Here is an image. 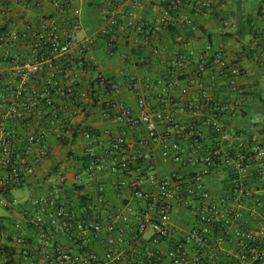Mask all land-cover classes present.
Here are the masks:
<instances>
[{"label":"crops","instance_id":"0c3cea01","mask_svg":"<svg viewBox=\"0 0 264 264\" xmlns=\"http://www.w3.org/2000/svg\"><path fill=\"white\" fill-rule=\"evenodd\" d=\"M156 2L139 0L140 5L135 8L137 20L153 25L156 13L152 5ZM1 3L4 13L0 11V31L20 29L23 19L33 24L45 17L55 18L60 35L66 34L68 26L49 0H1ZM75 5L84 28L80 38L94 39L93 46L84 55L88 68L74 67L75 53L57 57L52 63L67 70L76 80L77 92H88L81 100V109L38 108L27 111L22 121H6L0 117V125L18 135L24 137L31 131L42 134L47 151L32 175L0 191V201L8 202L7 206L0 202V245L5 253L2 264H37L41 249L55 247L81 257L93 251L101 264H106L110 248L119 253V264H169L160 256L146 257L147 250L154 247L151 232L138 234L136 229L146 201L135 195L131 182L136 178L146 180L151 175L169 178L184 194L193 175L204 174V188L209 198L191 197L195 210L183 205L180 198L171 202V234L155 246L159 250L180 242L193 249L190 234L204 227L201 216L209 207L236 208L239 194L231 189L230 165L223 161L219 167L206 168L201 162H193L191 157L201 156L217 143L225 157L248 152V138L252 134L264 144V0H213L209 12L203 5L187 0L174 14L177 21L181 17L191 19L192 26L175 21L172 32L169 27L154 29L149 32V45L132 28L108 25V18L120 19L126 14L130 8L128 0H75ZM219 50L224 64L214 60ZM0 51L3 55L0 72L12 80V68L29 59L28 41L1 46ZM200 64L205 65L203 70L199 69ZM232 67L239 69L234 85L228 77ZM48 71L45 67L44 72ZM98 75L117 83L118 90L103 91L97 87ZM21 79L16 76L12 81L20 84ZM131 82L138 84L137 92L130 87ZM61 83L65 86L68 80L61 77ZM23 85L40 86L34 80H27ZM202 92L214 102L227 106L218 118L231 137L220 140L213 129L206 125L199 127L201 118L209 116L198 104ZM139 98L145 100L151 112L161 111L172 118L157 124L158 141L147 137L143 124L129 127L120 112V106L124 105L138 114ZM55 100L59 106L60 97ZM253 118L257 120L254 124ZM174 123L184 129L177 131ZM55 127L59 128L58 134L54 133ZM87 133L95 140L86 137ZM118 137L127 143L124 153L127 166L126 170L111 172L109 166L114 159L111 144ZM173 143L179 145L180 151L172 150ZM89 150L96 152L94 159L88 156ZM166 150L168 155L163 154ZM243 179L244 187L252 190V196L239 208L240 217L228 224L215 225L209 234L207 253L214 254L218 264H238L236 252L242 234L249 231L256 234L264 226V174L259 176L256 164H250ZM23 186L29 188L30 195L13 196L14 189ZM141 189L153 191L154 188L143 184ZM53 194L66 209L76 213L85 209L91 220L98 221L101 228L97 235L87 228L85 236H68L49 224L48 218L55 208L48 199ZM37 197H43L44 201L34 203ZM93 206H97L96 210ZM129 208L136 211L130 216L129 227L120 219L109 218V215L127 213ZM37 217L42 220L39 225L31 222ZM109 224L116 230L119 226L125 227L124 243H107V238L116 236L115 231H107ZM257 238L264 247V237L257 234ZM245 264L255 263L248 259Z\"/></svg>","mask_w":264,"mask_h":264},{"label":"built area","instance_id":"2783aa9c","mask_svg":"<svg viewBox=\"0 0 264 264\" xmlns=\"http://www.w3.org/2000/svg\"><path fill=\"white\" fill-rule=\"evenodd\" d=\"M52 6L56 9L57 15L61 16L65 24L68 26L66 34L60 35L59 23L55 18L42 17L36 23H31L23 19L19 28L0 31V47H11L21 40L28 41L29 59L22 64L12 68V80L16 76H20L21 83L15 84L10 77H4L0 72V117L6 121H22L27 111L35 109L44 110H71L73 108L81 109V100L88 96L86 90H78L77 82L74 80L67 70L53 66L52 60L57 57L67 56L75 53L74 67L84 70L88 68V63L84 58L94 44V39L91 37L80 38V34L84 33V28L79 19V9L75 5V0H49ZM130 8L121 18H108V25L112 28H132L138 32L144 44H150L149 32L159 27L172 26L176 20L175 11L178 6L187 0H157L152 5L153 11L156 13L153 25H146L137 20L136 7L139 0H128ZM189 1V0H188ZM194 5H203L205 11H211L213 0H191ZM0 11L4 13V7L0 0ZM182 18V19H181ZM178 23L182 25H191L192 21L189 18L181 17ZM154 26V27H153ZM156 51V49H154ZM13 58V57H12ZM3 55L0 51V61ZM215 62L224 64V59L221 50L215 57ZM48 67L49 71L44 72V68ZM205 65L200 64L199 69L203 70ZM239 75V69L232 67L229 69V83L235 84V78ZM61 77L68 80V83L63 86ZM27 80H34L40 84L39 87L31 86L24 87ZM97 87L105 90L117 91L119 85L102 75L96 78ZM130 87L134 91H138V84L131 82ZM185 91V90H183ZM26 92V95H25ZM60 97L61 103L57 106L56 97ZM198 104L203 110H207L209 116L201 118L199 127L213 129L218 134L220 140L227 139L230 133L222 126L219 121V115L227 110V106L214 102L205 92L198 96ZM100 103V100H98ZM140 111L134 114L130 108L121 105L120 112L125 120V123L136 128L143 124L146 130L147 137L152 141H158L159 135L157 132V124L160 121H171L169 115L161 111L151 112L147 103L143 98H139ZM254 124L257 122L255 118L251 119ZM177 131H182L183 126L174 123L173 126ZM54 133H59V128H54ZM198 135V134H197ZM90 140L94 141L95 137L89 133L86 134ZM198 139V138H197ZM43 135L33 131L27 133L24 137L18 135L13 129L5 128L0 125V191L14 187L21 183L25 176L32 175L35 167L39 165L46 157L47 151L43 141ZM249 151L236 152L229 157L222 155L220 143L208 151L193 155V162H201L206 168L219 167L223 161L230 165L232 179L231 189L234 193L239 194L235 200L236 208L232 209L227 206L216 208L211 206L208 211L201 216V221L204 225L200 231H193L190 234V239L194 241V248L191 249L185 242H180L171 248L165 250L156 249L155 246L160 242L165 241L171 234V202L177 198L183 205L191 210H195V205L191 202V197H199L202 199L209 198V192L204 188V174L196 173L191 178L188 187L184 190L185 193H180V186L173 184L169 178H157L153 175L148 176L146 180L136 178L132 180L131 187L135 191V195L146 201L141 210L139 220L137 222V233L149 230L151 232L150 241L153 248L146 252L147 259L154 257H163L167 259L169 264H218L214 259V254H208L209 234L213 231L215 225L220 223H230L233 218L240 217V207L244 201L251 198L252 190L244 187V175L250 164H256L258 175L264 174V144L261 143L258 136L252 134L248 138ZM114 159L110 164V171L117 172L120 169L126 170L127 160L124 153L127 149V143L123 137L116 138L111 144ZM173 151H180L178 144L171 145ZM168 155V150L163 152ZM88 156L92 159L96 157L94 150L88 151ZM143 184L152 186L153 191H145L141 189ZM244 187V188H243ZM59 197L55 194L48 199L51 205H54V211L48 218L49 224L56 226L64 235L68 236H85L87 228L93 235H97L100 231V224L96 220H91L87 216L85 209L81 213L73 212L66 209L58 202ZM44 201L43 197L34 198L33 202L38 204ZM4 206L8 205L6 200L0 201ZM238 207V208H237ZM97 206L92 209L96 210ZM136 211L128 209L124 214L109 215L111 220L120 219L125 222V227H129L128 222L131 215H135ZM91 220V221H90ZM41 218L37 217L31 222L39 225ZM90 221V222H89ZM17 227H20L17 224ZM125 227H118L117 230L112 224L107 226V231H115V237L107 238L108 244H113L115 241L125 242L126 232ZM1 234V231H0ZM259 237H264V226H261L258 233L246 232L242 234L239 240V249L236 252L238 264H245L248 259L255 264H264V247L260 244ZM4 251L0 245V264L4 258ZM209 260H207V258ZM106 264H119V253L110 248L106 254ZM101 264L96 253L88 252L84 257L70 253L60 247L54 249L43 248L37 264Z\"/></svg>","mask_w":264,"mask_h":264},{"label":"rangeland","instance_id":"374dc122","mask_svg":"<svg viewBox=\"0 0 264 264\" xmlns=\"http://www.w3.org/2000/svg\"><path fill=\"white\" fill-rule=\"evenodd\" d=\"M12 193H13V196L22 195L23 198H26V197H28L30 195V190H29V188L27 186H23L21 188L14 189V191Z\"/></svg>","mask_w":264,"mask_h":264},{"label":"trees","instance_id":"16d2710c","mask_svg":"<svg viewBox=\"0 0 264 264\" xmlns=\"http://www.w3.org/2000/svg\"><path fill=\"white\" fill-rule=\"evenodd\" d=\"M169 28H170V30H171V32L173 31V27L172 26H168ZM81 200L83 201V200H85V197L84 196H81ZM3 251H4V248H3ZM254 263H256V262H254ZM5 264H8V263H5Z\"/></svg>","mask_w":264,"mask_h":264}]
</instances>
